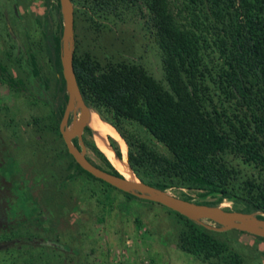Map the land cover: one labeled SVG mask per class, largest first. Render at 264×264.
Instances as JSON below:
<instances>
[{
	"label": "trees",
	"instance_id": "trees-1",
	"mask_svg": "<svg viewBox=\"0 0 264 264\" xmlns=\"http://www.w3.org/2000/svg\"><path fill=\"white\" fill-rule=\"evenodd\" d=\"M117 1L91 0V7L94 13L109 11ZM169 1L147 0V28L159 46L167 87L141 65L116 62L101 66L89 53H74L73 68L81 94L89 107L95 109L125 140L128 163L140 180L162 190L184 187L219 193L217 201L195 202L218 205L223 199H232L243 204V208L233 210L255 213L258 218L264 219V177L259 181L254 177L247 178L243 182L242 192H239L232 184L238 170L228 159V155H233L244 165L258 169L264 176V0H182L184 6L177 13L170 8ZM45 4L59 14V0H45ZM184 10L188 13L186 21L190 19L185 23L179 18ZM53 27L52 18L49 14L45 15L40 46L53 71L52 91L49 78L40 76L34 54L30 55V62L33 74L43 81L51 109L48 121L36 119L38 132L42 137L45 129H49L61 138L59 122L68 96L60 62V16L56 30ZM211 46L216 47L225 64L218 76L219 88L228 98L235 99L240 109L245 110L242 116L236 114L231 117L224 110L206 106L203 96L206 66L202 51ZM1 82L18 90L26 89L23 81L9 74L2 63ZM102 108L113 114L114 118L103 116ZM119 117L140 123L166 146L170 155L135 142L115 120ZM86 129L90 131L88 126ZM111 145L117 156L123 158L113 140ZM93 148L105 167L96 164L121 176L95 142ZM46 153L39 155V167L40 164L45 168L55 166L60 154L41 162L50 155ZM65 154L70 157L66 169L74 171L62 176V184L84 174L115 188L81 168L66 147ZM4 161V155L0 152V169ZM40 192L42 198L50 195L46 189ZM123 193L128 198H137ZM29 196L32 197L31 191L27 192L25 198L18 199L0 174V229L23 221L20 218L26 217V206H33ZM35 198L33 195V200ZM182 198L192 200L187 196ZM17 200H21V205L14 210V206L16 208L18 205ZM35 206L38 207L37 204ZM169 210L180 220L177 244L182 250L221 264H247L244 257L219 236V232ZM22 235L20 237L26 238L31 248L33 241L38 242L37 238L33 240L29 229ZM254 236L264 240V237ZM39 241L47 246L64 247L49 237ZM1 243L0 249L3 248ZM24 255L26 264H33V252L26 251Z\"/></svg>",
	"mask_w": 264,
	"mask_h": 264
},
{
	"label": "rangeland",
	"instance_id": "rangeland-1",
	"mask_svg": "<svg viewBox=\"0 0 264 264\" xmlns=\"http://www.w3.org/2000/svg\"><path fill=\"white\" fill-rule=\"evenodd\" d=\"M72 2L76 55L89 53L101 66L116 62L141 65L167 87L159 46L147 28V0H118L109 11L97 13L92 10L91 0ZM169 2L174 13L184 6L182 0ZM47 14L52 18L53 29L56 30L59 16L62 24L61 12L59 10L58 14L53 7L48 8L45 0H0V63L14 78L22 80L26 88L18 90L0 83V152L5 149L0 174L18 199L25 198L27 192L31 191L32 197L29 198L33 203L32 207L26 206V217L20 218L23 221L0 229L3 245L0 264H26V251L33 252V264H221L203 260L178 246L180 220L165 206L138 197L128 198L123 192L84 174L62 184V176L74 170L66 169L70 157L65 154L62 137L49 129H45L42 137L38 132L36 119L48 121L51 109L43 81L33 74L30 62V55L34 54L40 76L49 78L52 91L53 71L40 46L42 23ZM180 15L181 22L190 20L188 18L186 21V10ZM202 52L206 66V88L203 89L206 106L224 110L231 117L236 114L242 116L245 110L240 109L236 100L228 98L219 88L218 76L224 70V59L215 46L206 47ZM94 110L91 108L92 114L103 120ZM101 113L114 118L104 108ZM72 119L73 115L70 125ZM115 120L123 132L138 144L143 143L170 155L166 146L137 121L124 117ZM86 126L90 131L86 129L82 132L78 142L84 145L85 154L92 161L105 167L93 148L95 142L100 149L95 140L94 126L90 120ZM109 140L117 144L128 161L125 140L116 141L111 136ZM46 152L50 155H45L41 162L60 154L55 166L45 168L40 164L39 167V155ZM228 159L238 170L232 181L237 191L242 192L243 182L247 178L254 177L259 181L264 177L258 169L244 165L239 158L228 155ZM42 189L50 192L47 198L41 197ZM168 191L179 197H190L193 201H217L220 197L219 193L193 188L173 187ZM17 202L14 210L21 205V200ZM219 204L232 210L243 208L241 202L232 199H223ZM203 222L218 226L210 220ZM26 229H29L33 240L37 238L38 242L33 241V248L26 238L20 237ZM209 229L219 232V236L238 251L247 264H264V240L234 229ZM44 237L64 247L44 245L39 241Z\"/></svg>",
	"mask_w": 264,
	"mask_h": 264
},
{
	"label": "water",
	"instance_id": "water-1",
	"mask_svg": "<svg viewBox=\"0 0 264 264\" xmlns=\"http://www.w3.org/2000/svg\"><path fill=\"white\" fill-rule=\"evenodd\" d=\"M59 5L62 16L60 62L68 96L59 122V131L68 153L73 157L75 162L94 177L103 180L123 192L130 193L138 198L159 203L208 228H214L219 231L236 229L252 235L264 237V219L258 218L255 213L227 209L221 204L208 205L193 200H187L170 193L168 190H162L148 184L140 180L136 175L134 180L127 179L121 173V176L115 175L105 168L98 166L96 163H93L86 156L83 144L80 145V148L74 145L72 139L76 136L79 138L81 137L87 125L88 111L91 110V108L85 102L81 94L73 68L75 49L73 2L72 0H59ZM14 9L17 13L15 5ZM77 111H79L78 116ZM71 114L73 115V119L70 125L69 119ZM203 220H210L218 226L213 227L207 225Z\"/></svg>",
	"mask_w": 264,
	"mask_h": 264
},
{
	"label": "bare ground",
	"instance_id": "bare-ground-1",
	"mask_svg": "<svg viewBox=\"0 0 264 264\" xmlns=\"http://www.w3.org/2000/svg\"><path fill=\"white\" fill-rule=\"evenodd\" d=\"M93 111H88V121L92 122L95 129V140L100 147L101 151L106 155L110 162L116 167V169L127 179H135V174L130 168L128 161L123 157H118L115 153L111 142L109 140L110 136L116 141H121V135L116 131L115 128L105 123L98 115ZM94 131V130H93Z\"/></svg>",
	"mask_w": 264,
	"mask_h": 264
},
{
	"label": "flooded vegetation",
	"instance_id": "flooded-vegetation-1",
	"mask_svg": "<svg viewBox=\"0 0 264 264\" xmlns=\"http://www.w3.org/2000/svg\"><path fill=\"white\" fill-rule=\"evenodd\" d=\"M72 115V114H71ZM70 118H71V116H70ZM69 122H70V119H69ZM86 130V127L84 128V130H83V132ZM72 141H73V143H74V145L76 146V147H78V148H80L81 146H80V144H79V142H78V137H74L73 139H72ZM64 142V141H63ZM66 147V146H65ZM67 149V148H66ZM68 151V150H67ZM3 152H5V149H4V151ZM2 152V154L4 155L5 153H3ZM87 156V155H86ZM88 157V156H87ZM89 158V157H88ZM90 159V158H89Z\"/></svg>",
	"mask_w": 264,
	"mask_h": 264
}]
</instances>
